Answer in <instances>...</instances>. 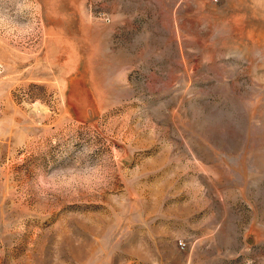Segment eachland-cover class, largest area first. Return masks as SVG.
<instances>
[{
  "label": "rangeland",
  "instance_id": "obj_1",
  "mask_svg": "<svg viewBox=\"0 0 264 264\" xmlns=\"http://www.w3.org/2000/svg\"><path fill=\"white\" fill-rule=\"evenodd\" d=\"M0 264H264V0H0Z\"/></svg>",
  "mask_w": 264,
  "mask_h": 264
}]
</instances>
